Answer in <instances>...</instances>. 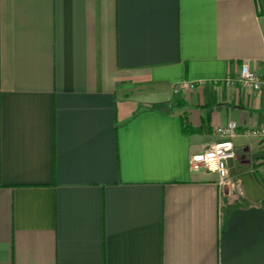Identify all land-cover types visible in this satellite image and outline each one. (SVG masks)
I'll return each instance as SVG.
<instances>
[{
    "label": "crops",
    "instance_id": "0c3cea01",
    "mask_svg": "<svg viewBox=\"0 0 264 264\" xmlns=\"http://www.w3.org/2000/svg\"><path fill=\"white\" fill-rule=\"evenodd\" d=\"M264 0H0V264H264ZM238 123L230 179L191 158Z\"/></svg>",
    "mask_w": 264,
    "mask_h": 264
},
{
    "label": "built area",
    "instance_id": "2783aa9c",
    "mask_svg": "<svg viewBox=\"0 0 264 264\" xmlns=\"http://www.w3.org/2000/svg\"><path fill=\"white\" fill-rule=\"evenodd\" d=\"M264 14V11H263ZM236 83L242 85L245 89L259 92L264 87V75L251 68L249 62L245 61L240 65L239 72L235 77H229L225 80L227 86ZM238 123L234 120L215 128V134L219 139L213 142L209 148L191 158V167L193 170H205L214 172L218 175L219 183L226 184L230 179L229 162L236 157V148L233 137L237 134ZM252 134L264 136L263 130H249Z\"/></svg>",
    "mask_w": 264,
    "mask_h": 264
}]
</instances>
